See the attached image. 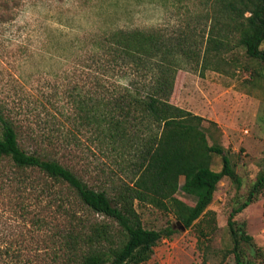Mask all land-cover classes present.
I'll return each mask as SVG.
<instances>
[{
  "label": "rangeland",
  "instance_id": "374dc122",
  "mask_svg": "<svg viewBox=\"0 0 264 264\" xmlns=\"http://www.w3.org/2000/svg\"><path fill=\"white\" fill-rule=\"evenodd\" d=\"M197 5V0H0V103L18 125L21 145L57 157L95 187L110 185L112 178L129 180L136 149L124 157L104 150L93 143V135L75 126L74 87H91L93 72L75 64V56L66 60L63 55L79 50L71 40L98 31L160 27L178 35L187 28L188 7L195 11ZM193 21L197 28L198 20ZM201 22L198 32L207 24ZM176 80L172 101L205 117L209 142L224 147L240 181L225 176L219 182L209 206L216 218L210 234L175 225L173 236L163 238L140 264H236L230 215L264 170V63L242 55L240 65L223 70L186 64ZM67 133L71 142L65 140ZM212 166L220 170L222 157L216 155ZM179 196L195 201L182 191ZM18 198L13 186L0 188V244L21 245L26 264H79L86 248L101 245L86 236L92 225L111 221L81 203L67 186L56 185L39 205L35 197L26 198L25 217L17 212ZM139 209L148 228L176 223L173 212L153 205ZM232 220L245 223L254 238L241 243L250 258L257 247L264 250V192Z\"/></svg>",
  "mask_w": 264,
  "mask_h": 264
},
{
  "label": "trees",
  "instance_id": "16d2710c",
  "mask_svg": "<svg viewBox=\"0 0 264 264\" xmlns=\"http://www.w3.org/2000/svg\"><path fill=\"white\" fill-rule=\"evenodd\" d=\"M197 3L195 11L188 7L187 28L178 35L160 27L98 31L71 40L79 50L63 55L66 60L75 56V64L93 72L91 87H74L75 126L93 135V143L104 150L124 157L136 149L129 180L112 178V184L95 187L57 157L28 151L20 143L18 125L0 103V188L14 187L18 202L22 201L17 212L28 216L24 200L35 197L39 205L42 196L59 185L71 189L89 209L111 219L92 225L86 236L101 245L86 248L79 264H140L152 257L163 238L173 236L179 223L207 236L216 220L209 206L219 182L225 176L240 181L224 147L209 142L205 117L173 102L172 94L177 73L186 64L201 71L223 70L225 65H240L242 55L264 63V0ZM200 19L207 21L202 32L197 30L203 26ZM193 20H198L197 28ZM62 34L66 39L69 36L64 30ZM65 140L71 142L69 133ZM216 155L222 157L220 170L212 166ZM181 191L194 198L193 204L179 196ZM262 192L264 170L230 215L236 264H264L261 247L250 258L241 245L254 239L245 223L232 220ZM144 205L173 212L176 223L161 229L146 227L139 209ZM209 215L213 217L204 223ZM22 250L16 243L0 244V264H26Z\"/></svg>",
  "mask_w": 264,
  "mask_h": 264
},
{
  "label": "water",
  "instance_id": "95a60500",
  "mask_svg": "<svg viewBox=\"0 0 264 264\" xmlns=\"http://www.w3.org/2000/svg\"><path fill=\"white\" fill-rule=\"evenodd\" d=\"M179 225L184 229L185 228V226L182 224V223H179Z\"/></svg>",
  "mask_w": 264,
  "mask_h": 264
}]
</instances>
